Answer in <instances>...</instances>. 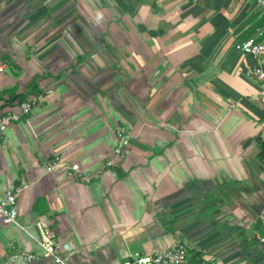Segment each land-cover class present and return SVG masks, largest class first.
Instances as JSON below:
<instances>
[{
  "label": "crops",
  "instance_id": "1",
  "mask_svg": "<svg viewBox=\"0 0 264 264\" xmlns=\"http://www.w3.org/2000/svg\"><path fill=\"white\" fill-rule=\"evenodd\" d=\"M259 19L255 0H0V114L18 106L7 89L37 101L0 147V196L21 188L27 230L0 221V264H56L20 256L41 253L43 217L68 264L176 241L191 261L264 264V85L237 48Z\"/></svg>",
  "mask_w": 264,
  "mask_h": 264
},
{
  "label": "built area",
  "instance_id": "2",
  "mask_svg": "<svg viewBox=\"0 0 264 264\" xmlns=\"http://www.w3.org/2000/svg\"><path fill=\"white\" fill-rule=\"evenodd\" d=\"M255 8L259 17L264 19V0H255ZM237 48L244 54L251 55L258 63L247 71L249 76L261 81L264 85V23L258 28L255 36H251L237 43ZM7 68V62L0 61V73ZM52 92V90H49ZM36 98L26 99L20 102L16 110L0 114V147L3 145L7 128L14 122L20 121L23 116L31 113L36 105ZM117 144L114 148L116 158H123L125 148L129 145L133 133L127 127H119L116 131ZM112 164V162H109ZM47 168L54 169L59 166H69L71 174L79 171L77 164L69 165L63 159L55 158L46 163ZM21 188L9 189L0 196V221L5 224H14L27 231L19 221V209L17 204L18 193ZM37 226L40 230L38 237H33L41 248V253L29 251L20 252V256L26 262L36 261L43 258L51 259L56 264H68V258L72 253L70 243L59 245L50 229L49 221L43 217ZM31 235V234H30ZM32 236V235H31ZM264 240V237H263ZM63 250V252L61 251ZM122 264H213L206 261H191L188 257L187 246L181 241L158 249L153 254L140 255L135 253L133 258L127 259Z\"/></svg>",
  "mask_w": 264,
  "mask_h": 264
},
{
  "label": "trees",
  "instance_id": "3",
  "mask_svg": "<svg viewBox=\"0 0 264 264\" xmlns=\"http://www.w3.org/2000/svg\"><path fill=\"white\" fill-rule=\"evenodd\" d=\"M263 23H264V19L262 17H260L259 25L261 26ZM31 87L35 88L34 82L31 83ZM5 92L10 95V99H11L12 103L14 102L13 104H15V103L19 104L20 102H22L26 98L25 95L16 94V90H14V88L7 89ZM41 204H42V200L38 199L37 202L35 203V208L40 207ZM255 227L258 228L260 234L264 237V221H263V219H261V218L256 219Z\"/></svg>",
  "mask_w": 264,
  "mask_h": 264
},
{
  "label": "water",
  "instance_id": "4",
  "mask_svg": "<svg viewBox=\"0 0 264 264\" xmlns=\"http://www.w3.org/2000/svg\"><path fill=\"white\" fill-rule=\"evenodd\" d=\"M259 160H260L261 164L264 167V152L260 155V159ZM210 195H213V192H211ZM203 202L206 203V201H203Z\"/></svg>",
  "mask_w": 264,
  "mask_h": 264
}]
</instances>
